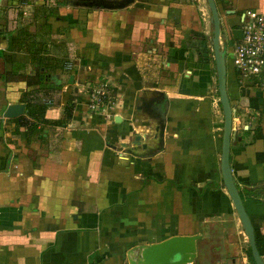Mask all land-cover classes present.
Masks as SVG:
<instances>
[{"label":"crops","instance_id":"obj_1","mask_svg":"<svg viewBox=\"0 0 264 264\" xmlns=\"http://www.w3.org/2000/svg\"><path fill=\"white\" fill-rule=\"evenodd\" d=\"M214 1L230 54L264 0ZM212 29L206 0H0V264H130L172 236H198L188 264H252L220 169ZM40 66L46 91L27 82ZM102 80L113 104L90 111ZM226 88L231 172L264 261V89L232 61ZM10 103L26 111L3 117Z\"/></svg>","mask_w":264,"mask_h":264},{"label":"water","instance_id":"obj_2","mask_svg":"<svg viewBox=\"0 0 264 264\" xmlns=\"http://www.w3.org/2000/svg\"><path fill=\"white\" fill-rule=\"evenodd\" d=\"M206 1L210 10L211 22L213 26L211 44L216 70L219 102L222 107L224 118L220 158V169L223 178V186L227 190L235 211L240 219L241 226L249 243L254 263L264 264V261L256 245L254 226L233 179L229 161L234 110L231 107L227 94L225 57L231 58L232 55L231 53H226L224 44H220L219 38L221 24L216 3L214 0ZM232 34L235 39L240 38L241 29L232 30ZM229 44H231V41ZM72 78L73 76L70 75L69 82H71ZM25 106V103H10L5 107L2 115L6 118L19 116L26 111ZM140 140L141 136L139 134L135 135L133 144L140 145ZM197 237L198 236H172L161 242L144 246L140 253L141 259H131L130 264H188L192 261V257L194 256V240Z\"/></svg>","mask_w":264,"mask_h":264},{"label":"built area","instance_id":"obj_3","mask_svg":"<svg viewBox=\"0 0 264 264\" xmlns=\"http://www.w3.org/2000/svg\"><path fill=\"white\" fill-rule=\"evenodd\" d=\"M241 37L229 44L231 60L239 72V82L250 81L264 89V12L246 9L241 15ZM114 94L107 81L92 84L87 107L103 111L113 104ZM264 231V228H261Z\"/></svg>","mask_w":264,"mask_h":264},{"label":"trees","instance_id":"obj_4","mask_svg":"<svg viewBox=\"0 0 264 264\" xmlns=\"http://www.w3.org/2000/svg\"><path fill=\"white\" fill-rule=\"evenodd\" d=\"M32 45L33 44L31 43V46ZM37 64L41 65L40 64V61H38ZM41 67L42 66H40L38 69H33L32 71H30V73H33V76L34 77L31 80L27 81V82H28L29 85H38L39 88H40V90L46 91V90H48L47 89L48 87L44 86V83L46 81H49L51 79V75L48 74V73H42V72H40ZM7 72H8L9 75L12 74L11 76H9V78H12L14 72H16V71H15V69H11V70H9ZM27 74L28 73L20 72V74H17V77L16 78H18L19 76H21L22 79H23V77L26 78V76L29 75V74L28 75ZM50 89L52 91L53 86L50 87ZM33 100H34L33 98H29L28 99V102H27L28 103V106H29V115L30 116H35L33 113L34 112H38L40 114V116L38 118L39 121L41 120L42 122L46 123L47 120L43 118V112H44V109L46 108L45 107V104L42 102V100H41V102L40 101L39 102L38 101H33ZM71 105L72 104L67 105L66 106V109H65V116H66L67 119L70 116V110H71V107H72ZM65 122H66V119L64 118L62 120H58V121L52 122V124L64 126L65 125ZM24 125H27V122L26 123L24 122ZM32 126H33V129H34L35 128V124H32ZM247 255H248L249 259L251 260L252 264H255L254 261H253L252 255H251L250 248L247 249Z\"/></svg>","mask_w":264,"mask_h":264},{"label":"rangeland","instance_id":"obj_5","mask_svg":"<svg viewBox=\"0 0 264 264\" xmlns=\"http://www.w3.org/2000/svg\"><path fill=\"white\" fill-rule=\"evenodd\" d=\"M231 61H232L231 58H228L227 57V63H226L227 67H228V62L230 63ZM2 72H3V69H2V67H0V73L2 74ZM206 264H210V263L209 262H206Z\"/></svg>","mask_w":264,"mask_h":264}]
</instances>
